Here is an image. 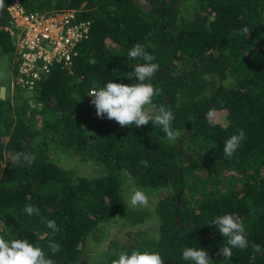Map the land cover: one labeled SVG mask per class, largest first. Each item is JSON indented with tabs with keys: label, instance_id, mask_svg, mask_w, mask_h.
I'll return each mask as SVG.
<instances>
[{
	"label": "trees",
	"instance_id": "trees-1",
	"mask_svg": "<svg viewBox=\"0 0 264 264\" xmlns=\"http://www.w3.org/2000/svg\"><path fill=\"white\" fill-rule=\"evenodd\" d=\"M12 1L0 11V61L14 56L5 30ZM19 1L30 11L77 9L91 29L71 67L53 68L33 89V107L23 91L10 96L0 84V236L28 239L55 263L77 264L87 238L115 217L131 225L153 219V233L115 244L110 256L138 249L159 252L164 264H190L182 251L201 247L212 264H264V0ZM245 26L248 37L240 35ZM136 43L160 65L151 83L163 92L154 103L173 111L177 141L151 123L121 128L89 103V91L109 81L135 82L127 73L138 63L128 58ZM238 129L246 140L228 159L223 144ZM13 152L36 160L13 165ZM70 160L95 175H76L64 165ZM133 189L156 199L153 210L129 207ZM28 204L59 232L27 215ZM225 213L243 219L250 242L230 260L220 254L227 238L208 224ZM49 240L60 244L58 253Z\"/></svg>",
	"mask_w": 264,
	"mask_h": 264
},
{
	"label": "clouds",
	"instance_id": "clouds-1",
	"mask_svg": "<svg viewBox=\"0 0 264 264\" xmlns=\"http://www.w3.org/2000/svg\"><path fill=\"white\" fill-rule=\"evenodd\" d=\"M5 8V0H0V11ZM240 35L250 36L247 26L240 30ZM128 58L138 61L132 65V71L127 73L129 79L135 78L132 84L109 81L99 89L90 90L88 95L92 98L89 103L95 107L98 118L114 120L121 128L135 125L137 128L151 123L159 127L170 141H177L182 135L180 130L172 127L174 120L173 111L163 105L154 103V98L163 92L161 88L151 83L153 77L160 70L156 57L146 50L141 43H136L128 52ZM142 61V62H139ZM3 73H0V78ZM6 95V94H5ZM192 119H195L194 117ZM246 140L243 129H238L223 144V153L226 158L232 159L241 143ZM13 165L22 162L30 165L36 160L31 152H13L9 154ZM128 203L131 207H146L149 203L147 194L140 189H133ZM24 212L29 216H38L45 226L52 230L53 234L59 232L55 220L44 217L40 209L32 204L24 207ZM214 225L223 238H227L226 245L221 247L220 254L224 260H230L233 249L246 250L249 247L246 227L243 219L234 213H225L215 217L208 223ZM255 252L261 251V246L251 244ZM48 248L54 255L60 251V244L54 240L48 241ZM182 259L190 264H212V259L204 248L186 247L182 251ZM0 264H55L46 254L44 249L25 238L5 239L0 236ZM111 264H164V259L159 252L148 250L120 251L118 258Z\"/></svg>",
	"mask_w": 264,
	"mask_h": 264
},
{
	"label": "built area",
	"instance_id": "built-area-1",
	"mask_svg": "<svg viewBox=\"0 0 264 264\" xmlns=\"http://www.w3.org/2000/svg\"><path fill=\"white\" fill-rule=\"evenodd\" d=\"M5 30L13 40L15 67L9 79V95L32 91L55 67L70 68L78 45L88 39L90 21L78 17L77 9L26 10L19 0L7 6Z\"/></svg>",
	"mask_w": 264,
	"mask_h": 264
},
{
	"label": "rangeland",
	"instance_id": "rangeland-1",
	"mask_svg": "<svg viewBox=\"0 0 264 264\" xmlns=\"http://www.w3.org/2000/svg\"><path fill=\"white\" fill-rule=\"evenodd\" d=\"M183 17L179 14L178 17ZM184 18H189L188 15ZM15 66L14 56L7 59H1L0 61V73H3V77L0 78V84H4L6 87L9 86L10 71ZM21 94L23 93L19 90ZM67 168L74 169L76 175L94 176L95 171L91 165H84L77 160H70L64 164ZM149 203L146 207H136L133 210H153L155 204V198L148 195ZM128 195V200H129ZM130 205V204H129ZM155 220H148L146 222L137 223V225L128 224L125 218L117 216L109 223L102 225L99 234L91 235L87 238L85 244V250L82 258L77 264H111L114 259L110 254L115 250V244L126 246L133 242L134 237L146 236L149 233L155 231L154 223ZM97 232L93 230V233ZM149 236V235H148ZM58 264V263H55Z\"/></svg>",
	"mask_w": 264,
	"mask_h": 264
},
{
	"label": "water",
	"instance_id": "water-1",
	"mask_svg": "<svg viewBox=\"0 0 264 264\" xmlns=\"http://www.w3.org/2000/svg\"><path fill=\"white\" fill-rule=\"evenodd\" d=\"M5 94H6V87L0 86V98L4 99L5 98ZM24 97H27L28 103L30 104L31 107L34 106V98H33V92L32 91H24L23 93Z\"/></svg>",
	"mask_w": 264,
	"mask_h": 264
}]
</instances>
